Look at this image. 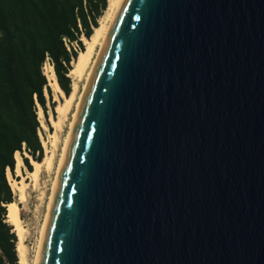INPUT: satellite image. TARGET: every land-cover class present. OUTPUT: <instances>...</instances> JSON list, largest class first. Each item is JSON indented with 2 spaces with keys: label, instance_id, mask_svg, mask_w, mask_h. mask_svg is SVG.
<instances>
[{
  "label": "water",
  "instance_id": "obj_1",
  "mask_svg": "<svg viewBox=\"0 0 264 264\" xmlns=\"http://www.w3.org/2000/svg\"><path fill=\"white\" fill-rule=\"evenodd\" d=\"M35 264H264V0H118Z\"/></svg>",
  "mask_w": 264,
  "mask_h": 264
},
{
  "label": "trees",
  "instance_id": "obj_2",
  "mask_svg": "<svg viewBox=\"0 0 264 264\" xmlns=\"http://www.w3.org/2000/svg\"><path fill=\"white\" fill-rule=\"evenodd\" d=\"M107 4V0H0V264H19L18 237L6 221L7 204L15 201L6 170L14 177L17 151L28 170L30 158H43L38 109L46 117L48 103L51 110L55 107L43 62L47 56L51 59L57 83L68 95L69 71L78 52L69 51L63 37L78 41L83 50L80 36H91Z\"/></svg>",
  "mask_w": 264,
  "mask_h": 264
},
{
  "label": "bare ground",
  "instance_id": "obj_3",
  "mask_svg": "<svg viewBox=\"0 0 264 264\" xmlns=\"http://www.w3.org/2000/svg\"><path fill=\"white\" fill-rule=\"evenodd\" d=\"M107 1H108V4L104 11V14L99 18V25L93 29V32L89 38H86L85 36L82 37L84 49L80 50L78 52L77 58L72 61V67L69 71V75H72L73 78L76 79L77 81L82 79V77H84V82H85L87 73L97 54V51L102 42L103 35L105 33L107 25L113 15L116 4L118 2V0H107ZM43 73L45 74L48 84L52 89L53 99L57 101V104L54 107V110L56 112V117L50 116L49 118L51 124L55 127V129L57 130L63 129L66 121H68V115L74 105L71 118L68 122V130L63 140V145L61 148L60 156H59V159L56 165L55 174L52 178L51 192L49 195V200H48L47 208H46V213H47V209H48L51 193L53 190L57 170L59 167V163L61 160L65 142L67 139L69 128L71 125L74 110H75V107H76V104H77V101L79 99L81 92L77 95V83L73 81V85H72L70 93L68 95H65L57 83L56 75H55L52 65H46L43 68ZM83 84H82V87H83ZM38 113L40 115H43L41 108H39ZM52 136L54 140L56 141L57 140L56 132H54ZM53 159H54V151L50 152L48 150L45 151V154L40 161L31 159L32 169L31 170L27 169V175L25 177L23 175V177L20 180L13 178L9 169L6 170V176L8 178L10 187L17 195L18 200H22L25 198V188H27V185H28L25 178L26 177L30 178V181L36 186L39 180L40 173L43 169L47 171L48 173H51L53 169V164H54ZM15 160H16L15 169L17 172H20L21 171L20 166L24 164L20 156V152L18 151L15 152ZM45 217H46V214H45ZM6 221L12 225L13 230L16 232L18 239L21 240L25 232V227L22 225V221L19 217V204L17 202L13 201L7 204ZM44 221H45V218H44ZM44 221L41 227L40 238L42 234ZM39 242H40V239H39ZM38 247H39V243H38ZM38 247H37V251H38ZM16 248H17V252L19 255V264H27V260L24 256V250H23L24 246L21 243L19 244L17 243ZM36 256H37V253H36ZM36 256L34 259V264H35Z\"/></svg>",
  "mask_w": 264,
  "mask_h": 264
},
{
  "label": "rangeland",
  "instance_id": "obj_4",
  "mask_svg": "<svg viewBox=\"0 0 264 264\" xmlns=\"http://www.w3.org/2000/svg\"><path fill=\"white\" fill-rule=\"evenodd\" d=\"M83 43V41H82ZM84 45V44H83ZM71 77V88L73 85V81L77 83V95L82 90V84L84 82V77L80 80H76ZM54 104H57V101L53 99ZM48 113L47 116L40 115L38 113V119L40 121V125L42 131H40V138L42 141L44 153L45 151H54V159H53V169L51 173H48L44 169L41 171L38 185L36 186L30 181V178L26 177L28 185L25 188V198L22 200H18L17 195L13 191L15 195V202L19 204V217L22 221V225L25 227V232L21 240L18 239L17 243H21L24 246V256L27 260V264H34V259L37 253V247L40 239L41 227L45 218L47 203L49 200V195L51 192V184L52 178L55 174L56 165L60 156L61 148L63 145V140L68 130V122L71 118L74 105L68 115V121H66L62 130H57L50 122V116L56 117L55 110H51L50 104L48 103ZM39 110V109H38ZM56 132L57 140L55 141L52 134ZM24 155L27 154L24 152ZM31 163V158L29 159ZM21 171L17 172L16 169L15 175L13 178L20 180L23 175L24 177L27 175V168L24 165L20 166ZM8 179V178H7ZM9 182V181H8Z\"/></svg>",
  "mask_w": 264,
  "mask_h": 264
},
{
  "label": "built area",
  "instance_id": "obj_5",
  "mask_svg": "<svg viewBox=\"0 0 264 264\" xmlns=\"http://www.w3.org/2000/svg\"><path fill=\"white\" fill-rule=\"evenodd\" d=\"M82 37L83 35L80 36V40L82 41ZM63 42L66 46V48L70 51L71 49H73L74 51H77L79 52L81 49H80V45L78 43V41L76 40H69L68 38L66 37H63ZM46 65H52L51 64V59L47 56L43 62V65H42V70L43 68L46 66Z\"/></svg>",
  "mask_w": 264,
  "mask_h": 264
}]
</instances>
